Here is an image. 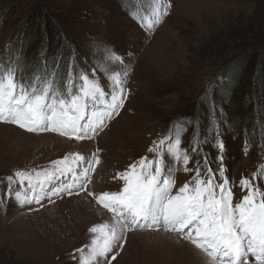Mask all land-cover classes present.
Here are the masks:
<instances>
[{
	"label": "rangeland",
	"instance_id": "rangeland-1",
	"mask_svg": "<svg viewBox=\"0 0 264 264\" xmlns=\"http://www.w3.org/2000/svg\"><path fill=\"white\" fill-rule=\"evenodd\" d=\"M126 1L130 10L119 0H0V15L7 16L0 19V56L9 54L13 61L24 57L18 32L37 5L59 21L67 43L88 45L83 51L94 59L110 49L123 60L110 69L127 73L123 107L91 138L78 141L0 122V264H77L73 256L89 244L88 230L112 222V213L79 189H73L71 196H52V202L46 197L40 204H18L9 198L5 182L15 169H46L66 155L91 158L95 153L100 162L91 173L88 191L117 192L123 186L118 173L142 157L155 159L157 153L149 149L183 128L181 147L191 151L198 137L203 149L192 156L190 169L196 161L203 169L202 157L208 154L210 166L218 171L219 152L214 145L218 138L223 141L234 204L247 194L239 186L242 177L258 175L264 190V81H256L253 70L259 63L243 75L233 98L224 100L212 91L239 56L254 50L264 58V0H163L168 14L154 28L145 27L140 19L151 0ZM250 22L255 25L250 27ZM100 57L89 67L66 60L63 68L68 72L74 61L77 69L86 70L101 63ZM54 64L61 66V61ZM32 74L29 68L23 71L25 78ZM66 76L62 74L64 80ZM96 78L109 92L113 90L107 75ZM107 102L96 110H104ZM186 120L191 123L183 126ZM203 121L209 122L205 135ZM166 148L167 143L160 147L161 153ZM173 167L175 193L195 173L185 172L182 164ZM122 242L124 247L115 250L119 255L112 264H205L194 245L163 232L137 229Z\"/></svg>",
	"mask_w": 264,
	"mask_h": 264
},
{
	"label": "snow or ice",
	"instance_id": "snow-or-ice-1",
	"mask_svg": "<svg viewBox=\"0 0 264 264\" xmlns=\"http://www.w3.org/2000/svg\"><path fill=\"white\" fill-rule=\"evenodd\" d=\"M167 8L163 0H151L149 9L140 17L144 26L158 25L168 14ZM21 60L22 57H17L5 63L0 58L2 123L17 125L28 132L51 131L79 141L97 134L106 126V120L123 107L127 73L110 69V65L123 63L110 49H103L102 62L90 69L79 70L74 61L70 63L62 83L58 82V65L55 70H47L45 64V71L38 70L25 78ZM97 75H107L113 86L111 92L101 85ZM207 92L208 89L205 96ZM105 100L108 102L103 105L104 110H96ZM188 123L191 121L182 122ZM184 130L177 129L174 137L162 139L155 148H150L149 151L157 153L155 159L142 157L118 173V179L123 181L120 191L100 194L88 191L91 173L100 158L95 153L91 158L75 153L51 162V168L13 170L5 178L9 198L20 205L40 204L46 197L52 202V196L61 193L71 196L73 189H79L94 196L99 205L111 212V223L94 225L88 230L92 234L89 244L77 249V255L73 256L77 264H112L119 255L115 250L124 247L126 234L137 229L187 240L203 255L205 264H264V190L258 182L260 177L253 174L240 179L239 186L247 194L234 204V193L225 174L223 141L218 138L214 145L219 152L218 171L210 166L208 154L202 157L203 169L201 161L190 169L192 156L203 149L198 137H194L191 151L182 148ZM165 143L167 148L161 153L160 147ZM173 164H182L185 172L195 173L192 181L184 183L175 193ZM261 171L264 172V167ZM61 180L64 182L59 183Z\"/></svg>",
	"mask_w": 264,
	"mask_h": 264
},
{
	"label": "trees",
	"instance_id": "trees-1",
	"mask_svg": "<svg viewBox=\"0 0 264 264\" xmlns=\"http://www.w3.org/2000/svg\"><path fill=\"white\" fill-rule=\"evenodd\" d=\"M119 2L121 6L130 10V4L126 0L125 2L119 0ZM38 15H40L41 18L35 20V17ZM5 16L4 14H1L0 19H6ZM2 21V24L6 22V20ZM254 25L255 22H250L249 26L253 27ZM18 36L20 40L18 42H20L22 46L19 52L22 54L23 50L25 51L21 64L22 71L29 68L31 73L38 70L43 72L45 71V64L48 66L47 70H55L56 65L54 63L58 59L61 61V55H63L61 66H58V82H63L64 79L62 78V74L67 75V68H63V63L66 62V60L73 59L79 64H82L83 67H89L91 61L97 60L100 57L99 55L94 59L90 57L89 54L84 53L83 48H89L88 45L83 47L75 44L72 40H70V43H67V38L65 37V33L59 21L53 19L47 11L43 10L41 12V8L37 5H35L34 9L27 14L26 21L23 23L20 32H18ZM257 55L258 53L253 50L239 56L234 62V65H231L223 71L221 82L212 86L213 93L218 94L221 99L224 100L233 98V91L237 84L242 80V77L246 72L250 71L254 66H257L256 63L259 64L253 69L255 80L264 81V58L261 60L260 56L257 57ZM4 57H6V59ZM27 57L29 58L28 63H26V60L28 59ZM0 58H2L3 61L12 59L9 54L0 56ZM52 58L53 61L51 60ZM208 124L209 122L207 121L202 122L203 133L207 132L208 129L206 127ZM183 126H185V124H183Z\"/></svg>",
	"mask_w": 264,
	"mask_h": 264
},
{
	"label": "bare ground",
	"instance_id": "bare-ground-1",
	"mask_svg": "<svg viewBox=\"0 0 264 264\" xmlns=\"http://www.w3.org/2000/svg\"><path fill=\"white\" fill-rule=\"evenodd\" d=\"M64 142H66V141H64ZM63 144H64V143H63ZM149 235H150V234H149ZM153 236H154V235H153ZM155 239H156V238H155ZM196 251H198V250H196V248H195V252H196ZM198 252H199V251H198ZM196 254H197V253H196ZM200 254H201V253H200ZM197 256H198V255H197ZM186 258H187V257H186Z\"/></svg>",
	"mask_w": 264,
	"mask_h": 264
}]
</instances>
